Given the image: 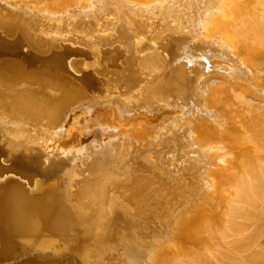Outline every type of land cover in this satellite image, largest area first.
I'll return each mask as SVG.
<instances>
[{"label":"rangeland","instance_id":"1","mask_svg":"<svg viewBox=\"0 0 264 264\" xmlns=\"http://www.w3.org/2000/svg\"><path fill=\"white\" fill-rule=\"evenodd\" d=\"M102 1L110 18L121 15L116 0ZM233 1L228 0L231 3ZM133 2L146 6L155 3H150V0ZM246 2L251 4L250 0ZM76 5L79 4L71 1L59 5L58 9L44 4L29 8L0 0V13L10 15L14 22L20 24L18 34L28 43L38 39L44 45V48L37 50V57L5 51L0 53V61L16 55L28 71L44 69L60 72L62 66L53 55L59 54L64 45L69 44L84 51L81 64L86 61L89 67L84 70L90 71L96 79L95 87L77 79L78 91L63 106L58 122H51L50 118L45 117L38 121L40 124L42 120V126L55 128V131L50 130L46 135L48 147L37 150L43 153L44 167H55L51 179L46 181L48 198L59 200L64 211L74 214L78 232L74 243H78L81 242L83 226L92 220L88 215L78 219L77 209L71 203L82 201L84 204L86 194L90 195L101 181L110 177L117 180L118 186L114 191L115 222L107 229L109 232L106 231L95 242V255L90 257L91 264L101 258H105L106 264H210L208 252L212 246L207 251L204 245L200 246V243L204 244L200 225L208 221L214 230L217 229L223 223L227 206L225 191L219 188L218 183L214 184L220 180L218 173L221 178L215 153L228 151L226 155H232L230 157L236 163L242 161L238 160L241 157V145L237 139L242 133V114L246 113L243 103L239 105L241 108L237 105L244 94H241L240 89H252L251 92L264 94V69L258 70L248 59L249 55L241 51L239 46H234L236 41L226 33L227 30L207 29L205 33L210 34L208 42L198 41L199 44H196L189 35L175 33L162 24L158 16L148 19L147 15H136V26H142L136 34L126 31V28L120 31L109 29L106 16L101 19V24H96L92 18L82 17L78 10L71 11L66 17H59L61 11L65 13L67 6L72 9ZM52 12L55 16L58 15L55 13L60 15L54 17ZM26 31L31 38L26 37ZM152 38L164 44L168 54L166 65L156 64L148 58L149 48L142 52L137 49L139 41L151 42ZM185 39L189 41L185 42ZM151 69L153 76L160 71L163 74L157 80L153 79V88L143 89L146 73ZM226 75L238 80L236 84H239V89L228 88L227 91ZM217 80L219 84L225 85L219 86ZM207 95L210 99L213 96L217 99L212 106L205 101ZM2 116L11 118L12 114L0 101V120ZM28 118L24 116L25 120ZM28 122L31 124L30 120ZM38 122L35 126L41 128ZM213 126L218 128L214 129ZM211 130L216 133L213 134ZM189 137L195 139L196 146L208 150V158H200L197 168L209 179L208 184L212 183L211 187L196 185L191 191L183 178L170 171V167L181 165L177 163L182 159L180 148ZM0 140L7 148L16 151L25 147L1 127ZM189 168L192 170L191 166ZM190 169L186 167L183 172L191 176L195 171ZM125 170L130 172L129 178L123 175ZM125 178L128 180L125 181ZM213 235H216L212 237L220 248H227V244L224 246L215 232ZM91 241L88 239L89 245ZM54 242L57 244L59 240ZM32 243L38 246L36 241ZM199 253L205 257H200ZM75 256L77 264H88L81 254Z\"/></svg>","mask_w":264,"mask_h":264},{"label":"bare ground","instance_id":"2","mask_svg":"<svg viewBox=\"0 0 264 264\" xmlns=\"http://www.w3.org/2000/svg\"><path fill=\"white\" fill-rule=\"evenodd\" d=\"M7 1L12 5L29 8L38 7L41 4L45 6L49 5L50 7L53 5L57 7L54 9H58V6L61 4L66 5L71 1H73V3L75 1V3L79 4L76 5L77 7L75 6L72 9H68L69 6H67L66 10H64L65 13L62 14L60 10L61 16H59L60 11L55 14L63 18L66 17L67 14H70L71 11H79L82 13V17L92 18L96 21V24H101V19L106 16L110 25L109 29H118L120 31L121 28H126V31L132 34H136L137 30L142 28L141 25L136 26V15H147L148 19L158 16L162 24H165L175 33L189 35L196 44H199L198 41L208 42L207 37L210 34L205 33L207 29L216 28L218 30H224L225 32L227 30L226 33L234 42L236 41V44L233 42L234 46H239L241 51L249 55L248 59L252 61L258 70L262 71L264 69V0H250L251 4H247V0H234L233 3L228 2V0H150V3L155 2L150 4V6H146L142 3L137 5L133 0H116L118 2V8L121 10V15L111 18L109 14H107L105 4L102 0ZM52 14L54 15V12H52ZM57 16L54 15V17ZM14 21L10 15H3L0 13V53L9 51L12 54L21 55L20 52H22L23 54L37 57L38 55L24 53L23 47L26 45V51L29 47L41 50L44 48V45H42L43 42L38 39L34 41L29 39L32 42L29 41L30 43H28L22 35L18 34V27H20V24ZM229 31L233 35H230ZM25 35L27 38H31L28 32L25 33ZM105 38L107 39V37ZM107 41H109V39ZM184 41L188 42L189 40L185 39ZM234 46L232 47L233 49ZM147 48L150 49V55H147L149 56L148 58H151L156 64L161 63L166 65L168 62V54L162 42L152 38L151 42L139 41L137 44V49L141 52ZM229 48L231 49V47ZM16 55L11 58H3L0 61V101L1 103L3 101V106L12 114L11 118L6 116L1 117L0 127L17 138V142L25 146L23 150L27 153L29 151H37L41 147H48V138L46 135L50 130L53 131L55 128L50 129L47 126H42V120L40 121L41 128H38L40 126H35V123L38 122L40 118L42 119L44 117L50 118L51 122H58L61 119L63 106L69 102L78 91L76 90L79 84L76 83L78 82L77 79L80 78L84 83L93 87H95L96 81L90 78L91 76H89L88 71L84 70V68L89 67V64L86 61L81 64L82 61L80 60L82 59L81 56L84 55V51L80 49L64 47L59 54L53 55V58L62 66L60 67V72L46 69V71H44L43 68V70L35 72L28 71L24 68L25 66H22L20 59L17 58ZM51 63L53 64V62ZM81 65H83L82 68ZM153 69L149 70V73H146L147 76L143 89L152 87L153 84L151 82L153 79L156 78L157 80L158 76L160 77V75L163 74V71H160L156 76H153ZM76 72L81 73L82 76L80 77ZM226 76L228 79V85L225 86L227 91L228 88L234 90L239 89L237 86L239 84H236L238 80H232L234 79L231 78L232 76ZM217 84L219 86L221 85L219 81ZM208 87L210 88L211 84ZM251 90L247 91L244 90V88L240 89V91H242L241 94H244H242L243 96L240 98V101L236 100L238 101V108H241V106H239L241 105L240 103L244 104H242V107L244 106L245 112H242L246 113L245 115L242 114L243 117H241L240 121V130L242 129V133L239 137L240 140L235 137L240 141L241 157H239L241 159L239 158L238 160L242 161L236 163L234 159L230 157L232 155H226L228 152L226 150V152L223 151L224 153H215L219 163L221 178H219L218 173V179L220 180L216 182L213 181L215 185L218 183L222 191H225V203L227 206L223 213V223L219 226L217 225V229L214 230L208 221L200 225V232L203 236L201 234L199 236H202L201 241L203 240L202 242L204 243H200V246H205L206 249L202 248L203 250L205 249V251L212 246L213 251L211 250L209 251L210 253L208 252L212 261H210V258L208 259L209 261L207 260L208 263L211 262L210 264H264V94H256L255 92H251ZM142 91L143 90L140 92ZM203 93L206 94V91ZM239 93L237 92V94ZM207 97H204L205 101L207 104H211V106L213 102L217 100L214 96L212 99H210V96L208 97L209 99H207ZM234 97L236 98L237 96ZM235 98L233 99L235 100ZM211 106L209 108H211ZM216 110H218V108ZM24 116L26 118L29 117L28 119L31 121V124L28 122V119V121L24 119ZM40 124L39 122L37 123V125ZM213 128L216 129L218 127L215 128L213 126ZM180 134L183 135L182 133ZM199 137H201V135H199ZM196 143L194 138H187L183 147L180 148L182 159L179 162L177 161V163H181V165L176 164L174 167H170V171L174 172L179 178L185 180V185L188 189L190 188L191 191L195 189L196 185L208 188L211 187L210 185L212 184H208L209 179L207 180V177H205L202 172L200 173V169L197 168L200 158L203 160L204 158H208L206 154L208 150L196 146ZM208 143L210 144V142ZM213 145H215V143ZM8 149H10L11 152L18 151L11 148ZM35 153L38 156V160L39 157L42 159V152L37 151ZM200 155H205V157ZM183 158L185 161H183ZM171 164H173V162L168 165ZM190 166L195 172L191 173V176H187L183 171H186V167L190 169ZM49 173L50 174L46 172L44 175L46 178L45 182L37 178L34 180V187L37 185L41 186L42 191L45 192V196H43L41 200H35L33 202L27 200L23 204L11 195L2 198L1 216L4 219L3 226L7 229L8 234L11 233L16 237H23L24 240L22 241L30 245H35V243L32 242L36 241L39 246L37 247L43 250L50 249L53 243V246H58V243L56 244L54 241L64 239L62 243H70L72 247L71 251L75 255L77 253L81 254V258L88 261V264H91L90 257L95 255V242L100 239L106 231L109 232L107 229L115 222L114 191L118 186V182L112 177L107 178V180L101 181L90 195L86 194L87 196L83 199L84 204L81 203L82 201L76 202L77 205L74 204V202L71 203L75 209H77L76 216L78 219H81L83 215H88L90 220H92L90 224L83 226L84 230L81 232V242L74 243L75 237L78 236L77 221L71 211H64V206L59 200L48 198L49 194L47 192L49 187H47L46 181L54 174V168L53 171ZM123 175L129 178L130 172L125 170ZM211 175L213 176V174ZM126 178L125 181L128 180ZM34 202L37 203V205H35ZM33 205L44 209V212H37V210L32 208ZM39 219L44 221L43 225ZM213 232L220 237V241L224 243V246L227 244V248H225L226 246L224 248L218 246L217 241L212 237L216 236L213 235ZM88 239H92L90 245ZM198 240L199 239L196 240L197 243L200 242H198ZM223 249H226V252ZM202 256L205 257L203 254L200 257ZM175 263L176 262H174V264ZM15 264L32 263L22 261L16 262ZM55 264L62 263L60 260H57ZM95 264H106V260L105 258H101L97 260Z\"/></svg>","mask_w":264,"mask_h":264},{"label":"water","instance_id":"3","mask_svg":"<svg viewBox=\"0 0 264 264\" xmlns=\"http://www.w3.org/2000/svg\"><path fill=\"white\" fill-rule=\"evenodd\" d=\"M64 47L78 49L69 44L64 45ZM25 48L26 45L23 47L24 53L38 55L37 49L29 47L26 51ZM88 73L91 76L90 78L96 81L93 74L90 71ZM77 75L82 76L81 73H77ZM37 157L34 151L25 153L22 149L17 152H11L0 140V264H15L22 261L32 264H55L57 260H61L63 264H77L78 261L75 254L71 251V244H68L66 240V244L62 243L64 241L62 239L63 241L60 240L57 247L43 250L37 248L35 245L23 242V237H16L11 233L8 234L7 229L3 226L4 219L1 216V200L4 196L11 195L23 204L27 200L33 202L41 200L45 196V192L42 191L41 186L37 185L34 187V180L37 178L45 182V173L50 174L49 172H52L55 167H44L41 157H39V160ZM41 203L43 204L42 201ZM32 208L37 210V212H44V209L39 206L33 205ZM39 220L43 225L44 221Z\"/></svg>","mask_w":264,"mask_h":264}]
</instances>
